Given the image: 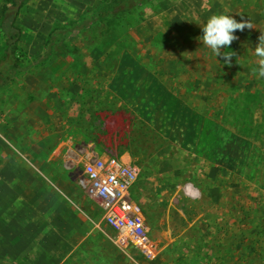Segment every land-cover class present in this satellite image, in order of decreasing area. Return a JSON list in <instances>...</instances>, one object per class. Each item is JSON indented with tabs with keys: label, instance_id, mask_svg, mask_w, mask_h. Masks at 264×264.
Masks as SVG:
<instances>
[{
	"label": "rangeland",
	"instance_id": "1",
	"mask_svg": "<svg viewBox=\"0 0 264 264\" xmlns=\"http://www.w3.org/2000/svg\"><path fill=\"white\" fill-rule=\"evenodd\" d=\"M220 13L255 26L222 49L231 66L199 39ZM18 24L21 68L0 86V264H264V0H29ZM96 158L133 168L123 190L154 257L78 181Z\"/></svg>",
	"mask_w": 264,
	"mask_h": 264
},
{
	"label": "built area",
	"instance_id": "2",
	"mask_svg": "<svg viewBox=\"0 0 264 264\" xmlns=\"http://www.w3.org/2000/svg\"><path fill=\"white\" fill-rule=\"evenodd\" d=\"M93 164L85 162L78 181L93 198L105 208L107 218L149 258L157 253V246L149 239L146 217L138 205L128 197L123 187L130 185L134 170L123 164H106L96 158Z\"/></svg>",
	"mask_w": 264,
	"mask_h": 264
},
{
	"label": "clouds",
	"instance_id": "3",
	"mask_svg": "<svg viewBox=\"0 0 264 264\" xmlns=\"http://www.w3.org/2000/svg\"><path fill=\"white\" fill-rule=\"evenodd\" d=\"M201 27L203 35L199 39L207 48L211 49L216 57L223 56L224 64L229 66H231L232 58L236 56V53L234 51H223L222 53V49H231L232 43L239 39L235 34L238 30L242 32L246 28L249 30L255 28L250 19L238 21L234 16L224 13L213 14ZM258 41L254 50L255 56L258 57V67L254 68L253 72L258 77L264 78V31H261Z\"/></svg>",
	"mask_w": 264,
	"mask_h": 264
},
{
	"label": "trees",
	"instance_id": "4",
	"mask_svg": "<svg viewBox=\"0 0 264 264\" xmlns=\"http://www.w3.org/2000/svg\"><path fill=\"white\" fill-rule=\"evenodd\" d=\"M29 0H3L0 28L4 34V44L0 47V86L10 82L19 71L23 50L20 45L22 29L18 16ZM104 111L115 113L121 108L107 106Z\"/></svg>",
	"mask_w": 264,
	"mask_h": 264
},
{
	"label": "bare ground",
	"instance_id": "5",
	"mask_svg": "<svg viewBox=\"0 0 264 264\" xmlns=\"http://www.w3.org/2000/svg\"><path fill=\"white\" fill-rule=\"evenodd\" d=\"M110 123H111V127L114 129L116 126L115 124H117V123H115V122L113 123V121H110Z\"/></svg>",
	"mask_w": 264,
	"mask_h": 264
},
{
	"label": "crops",
	"instance_id": "6",
	"mask_svg": "<svg viewBox=\"0 0 264 264\" xmlns=\"http://www.w3.org/2000/svg\"><path fill=\"white\" fill-rule=\"evenodd\" d=\"M115 114H118V113H115ZM5 236H7V235H5Z\"/></svg>",
	"mask_w": 264,
	"mask_h": 264
}]
</instances>
